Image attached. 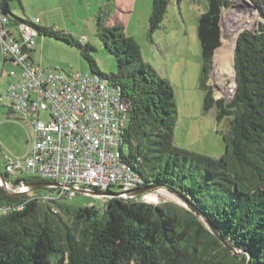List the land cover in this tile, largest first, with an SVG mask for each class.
I'll return each instance as SVG.
<instances>
[{"label": "trees", "instance_id": "16d2710c", "mask_svg": "<svg viewBox=\"0 0 264 264\" xmlns=\"http://www.w3.org/2000/svg\"><path fill=\"white\" fill-rule=\"evenodd\" d=\"M169 3L153 0L150 33L161 28ZM0 4L13 20L24 22L11 14L6 0ZM225 4L224 0H209L207 12L198 21L204 109L215 108L219 122L230 120L227 151L219 160L174 146L172 87L144 64L140 47L122 25L109 27L98 17L103 45L117 64L118 73L112 76L96 68L90 55L94 48L78 42L91 70L120 85L129 100L125 143L130 152L124 159L143 179V187L168 190L187 207L152 205L140 194L128 200L113 198L102 213L95 206L73 213L59 204L60 200L52 201L57 210L74 217L71 227L58 211L42 209L39 196L46 193L41 190L13 197L0 187V205L17 208L24 204L22 210L0 217V264H247L248 255H237L224 246L211 226L231 248L249 253V264H264V25L239 35L234 53L236 95L233 99L227 95V100L232 99L229 103L225 98L215 99L207 82L214 52L222 48L220 20ZM261 10L264 16V8ZM38 31L71 43L50 29L39 26ZM223 93L222 88L216 90L218 98ZM189 158L191 164L187 163ZM191 165L200 173L196 189L176 180L190 181L194 176ZM25 181L32 184L40 179ZM54 216L55 225L51 222Z\"/></svg>", "mask_w": 264, "mask_h": 264}, {"label": "rangeland", "instance_id": "374dc122", "mask_svg": "<svg viewBox=\"0 0 264 264\" xmlns=\"http://www.w3.org/2000/svg\"><path fill=\"white\" fill-rule=\"evenodd\" d=\"M44 1L42 6L32 5L24 13L17 0H9L12 15L23 20L39 17L41 20L39 26L60 33L71 41L68 43L64 39H57L48 34H39L36 38V51L32 54L36 65H40L42 69L67 73L92 71L89 59L84 56L83 48L78 45L80 38L85 36L87 41L82 46L89 45L94 48L90 55L98 71L105 76L117 74L115 57L105 49L100 37L98 17L101 16L102 23L106 26L122 25L125 34L133 38L140 47L144 64L150 66L160 78L166 79L172 87L176 105V121L173 127L174 146L182 151L216 160L226 153V137L229 136L230 120L225 118L219 122L215 108L209 111L204 109L206 90L203 89L204 85L202 84L204 62L198 36V21L199 17L207 12L209 0H170L161 28L153 34L149 31L153 0ZM247 1L252 2V15L236 10L237 0H224V3L228 5L225 4L222 8L220 20L222 48L219 51L228 55L216 61V55L219 52L217 51L207 82V85L211 87L219 85V82L226 83L224 86L226 94L223 93L219 98L225 96L227 99L226 97L232 96L233 99L235 92L233 53L230 49L225 48V45L227 47L229 45L223 38L226 18L231 16L242 21L240 28L237 29V38L245 30L255 31L259 24L264 25V16L261 10L264 8V0H257L261 4L260 6L253 0ZM217 67L220 69V73L217 78H213V75L217 73ZM233 88L234 90L231 91ZM213 91L214 98L217 99L216 90L213 89ZM230 91L231 93H229ZM228 93L229 95L226 96ZM232 99L227 102H231ZM41 118L47 120L45 115H42ZM27 148V132L21 125L3 127L0 130V172H4L3 155L22 158L26 156ZM124 151L126 155H129L130 150L127 143H125ZM187 163L191 164L192 159L189 158ZM185 168L187 169L188 166L186 165ZM192 168L194 176L190 181L179 177H176V180L182 185L193 186L196 189L200 173L195 166L191 165L190 169ZM21 177L29 179L31 175L24 173ZM119 191L120 188L117 186L110 189L112 193ZM49 192L48 189L41 190L42 194ZM146 192L142 193V196L143 200H147L149 204L173 203L180 208L187 207L182 199L168 190L155 188ZM32 193H26L24 196ZM149 196L152 199H149ZM108 201L109 199L106 197L78 194L72 199L60 200L59 204L69 208L73 213L87 206H95L102 213L104 205ZM42 204V209L49 207L51 212L56 211L57 213L58 211L62 219L69 226L74 227L72 215L57 210L47 200ZM51 222L53 225L58 224L55 216L51 218ZM237 251L241 252V250Z\"/></svg>", "mask_w": 264, "mask_h": 264}, {"label": "built area", "instance_id": "2783aa9c", "mask_svg": "<svg viewBox=\"0 0 264 264\" xmlns=\"http://www.w3.org/2000/svg\"><path fill=\"white\" fill-rule=\"evenodd\" d=\"M39 17L16 22L0 4V47L4 60L18 70L8 72L9 83L0 104L33 132L25 157L3 155L5 186L26 192L24 173L40 182L59 184L39 196L52 202L107 193L102 198L133 199L144 186L140 175L124 159L125 130L130 103L120 85L96 72L42 69L32 59L39 36ZM83 36L78 41L85 44ZM47 116V120L41 118ZM2 184L0 180V185ZM119 187L118 193L110 192ZM17 208L0 205V217Z\"/></svg>", "mask_w": 264, "mask_h": 264}, {"label": "crops", "instance_id": "0c3cea01", "mask_svg": "<svg viewBox=\"0 0 264 264\" xmlns=\"http://www.w3.org/2000/svg\"><path fill=\"white\" fill-rule=\"evenodd\" d=\"M17 1L21 4L24 13L32 5L42 6L45 2L44 0H17ZM6 2L8 4V9L11 10L9 5V0H6ZM13 68L14 67L11 62L3 59L1 47H0V94L6 91L9 83V79L7 77L8 72ZM12 125H21L25 129L28 136V147H29L33 142V132L25 124L20 122V120L16 119L7 107L0 104V130L3 127H8Z\"/></svg>", "mask_w": 264, "mask_h": 264}, {"label": "water", "instance_id": "95a60500", "mask_svg": "<svg viewBox=\"0 0 264 264\" xmlns=\"http://www.w3.org/2000/svg\"><path fill=\"white\" fill-rule=\"evenodd\" d=\"M238 37H239V36H238ZM237 39H238V38H237ZM236 42H237V40H235V43H236ZM235 47H236V44H235ZM216 50H217V49H216ZM216 50H215V52H216ZM215 52H214L213 59H214V57H215ZM234 53H235V48H234V52H233V65H235ZM234 71H235V92H234L233 98H234V96L236 95L237 87H238V82H237V77H236L237 75H236V68H235V66H234ZM218 88H219V85H215V87H214L213 89H214V90H217ZM221 98H225V96H223V97H221ZM218 99H220V98H217V100H218ZM226 101H227V99H226ZM0 180H1V182H2V184L0 185L1 189H2L7 195H10V196H13V197H22V196H24L26 193H30V192H34V191H39V190H42V189H48V188L51 187V186H57V187H59V184H57V183H51V182H39V183L27 184V186H29L30 188H29V190L26 191V192H15V191H13V190H11V189H9V188H7V187L5 186L6 178H5V176H4V174H3L2 172H0ZM151 189H153L152 186L143 187V188H140V189L135 190V191H134V194H135V195H139V194H142V193H144V192H146V191H149V190H151ZM91 194H92V196H95V197L100 196V195H103V196H109L107 193H103V194H101V193H98L97 191H93ZM211 229H212L213 233L219 238V240L221 241V243H222L224 246L230 248L235 254H237V255H241V254H245V253H247V252H245V251L238 252L237 250L231 248V247L229 246V244L227 243V241L223 238V236H222V235H221V234H220V233H219L214 227L211 226ZM247 255H248V263H247V264H249L250 254L248 253Z\"/></svg>", "mask_w": 264, "mask_h": 264}, {"label": "bare ground", "instance_id": "6f19581e", "mask_svg": "<svg viewBox=\"0 0 264 264\" xmlns=\"http://www.w3.org/2000/svg\"><path fill=\"white\" fill-rule=\"evenodd\" d=\"M252 2L247 1V0H237V7L236 10H239L240 12H244V14L247 13H251V15L253 14V7H252ZM233 12V11H232ZM229 16V15H228ZM241 20L240 19H236V18H232L231 16H229V18H226L225 24H224V34H223V38L224 41L229 45V47H227L225 45V48L230 49V51L233 53V48H234V44H235V40L237 38V29L238 27L240 28V24H241ZM227 53H224L223 51H219L216 55V61H219V59H223L224 57H227ZM229 57V56H228ZM228 60V59H227ZM226 60V61H227ZM221 62V61H220ZM221 64V63H220ZM224 64V63H223ZM229 67V66H228ZM218 73H220V69L217 67V73H215L213 75V78H217ZM219 79V78H218ZM220 86L219 88L224 89L226 83L224 82H219ZM218 88V89H219ZM229 94V93H228ZM227 94V95H228ZM226 95V96H227ZM143 188V187H142Z\"/></svg>", "mask_w": 264, "mask_h": 264}, {"label": "flooded vegetation", "instance_id": "af4514ba", "mask_svg": "<svg viewBox=\"0 0 264 264\" xmlns=\"http://www.w3.org/2000/svg\"><path fill=\"white\" fill-rule=\"evenodd\" d=\"M210 86V85H209ZM214 87H212V89H213Z\"/></svg>", "mask_w": 264, "mask_h": 264}]
</instances>
